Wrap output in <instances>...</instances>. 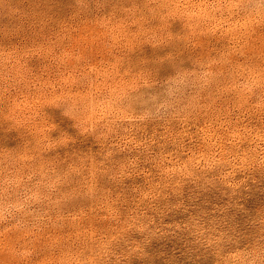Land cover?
Segmentation results:
<instances>
[{"label": "rangeland", "instance_id": "1", "mask_svg": "<svg viewBox=\"0 0 264 264\" xmlns=\"http://www.w3.org/2000/svg\"><path fill=\"white\" fill-rule=\"evenodd\" d=\"M0 264H264V0H0Z\"/></svg>", "mask_w": 264, "mask_h": 264}]
</instances>
